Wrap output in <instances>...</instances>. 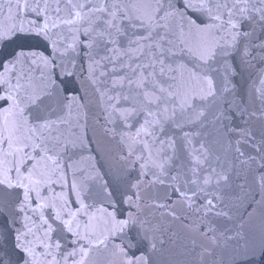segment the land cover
I'll return each instance as SVG.
<instances>
[{
  "label": "snow or ice",
  "instance_id": "6c2138e0",
  "mask_svg": "<svg viewBox=\"0 0 264 264\" xmlns=\"http://www.w3.org/2000/svg\"><path fill=\"white\" fill-rule=\"evenodd\" d=\"M0 264H264V0H0Z\"/></svg>",
  "mask_w": 264,
  "mask_h": 264
},
{
  "label": "water",
  "instance_id": "95a60500",
  "mask_svg": "<svg viewBox=\"0 0 264 264\" xmlns=\"http://www.w3.org/2000/svg\"><path fill=\"white\" fill-rule=\"evenodd\" d=\"M254 223H255V225L258 226V224H259V220L257 219ZM246 226H252V225H246Z\"/></svg>",
  "mask_w": 264,
  "mask_h": 264
}]
</instances>
